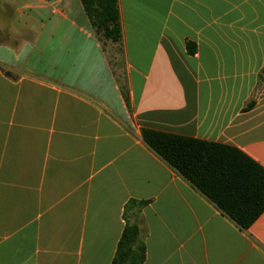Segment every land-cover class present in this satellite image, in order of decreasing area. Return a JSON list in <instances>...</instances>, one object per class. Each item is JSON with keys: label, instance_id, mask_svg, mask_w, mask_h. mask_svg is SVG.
<instances>
[{"label": "crops", "instance_id": "crops-1", "mask_svg": "<svg viewBox=\"0 0 264 264\" xmlns=\"http://www.w3.org/2000/svg\"><path fill=\"white\" fill-rule=\"evenodd\" d=\"M119 42L81 0H0V264H264L143 129L233 146L264 168V0H118Z\"/></svg>", "mask_w": 264, "mask_h": 264}, {"label": "trees", "instance_id": "trees-1", "mask_svg": "<svg viewBox=\"0 0 264 264\" xmlns=\"http://www.w3.org/2000/svg\"><path fill=\"white\" fill-rule=\"evenodd\" d=\"M101 40L119 42L118 0H81ZM146 143L242 228L264 212V168L236 147L153 129ZM136 223L126 226L112 264H143L146 247Z\"/></svg>", "mask_w": 264, "mask_h": 264}]
</instances>
